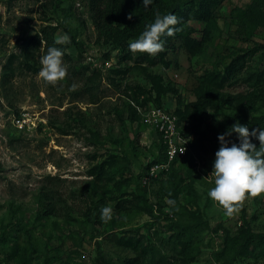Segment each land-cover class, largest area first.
Listing matches in <instances>:
<instances>
[{
	"label": "rangeland",
	"instance_id": "374dc122",
	"mask_svg": "<svg viewBox=\"0 0 264 264\" xmlns=\"http://www.w3.org/2000/svg\"><path fill=\"white\" fill-rule=\"evenodd\" d=\"M218 2L208 23L182 21L160 60L122 59L114 42L97 40L88 0H0V264H124L137 253L120 242L129 237L150 247L144 264H264V250L232 249L244 221L264 233V196L232 216L208 196L218 136L264 121V0ZM253 5L259 22L245 16ZM46 24L77 41L65 48L67 76L54 86L38 76L44 50L35 71L17 65L22 43ZM230 67L235 74L222 78ZM201 92L210 102L192 114L187 105ZM151 107L185 126L188 149L145 184L159 155L144 119ZM226 139L240 145L234 132ZM171 224L185 228L189 245L171 241L179 230Z\"/></svg>",
	"mask_w": 264,
	"mask_h": 264
},
{
	"label": "trees",
	"instance_id": "16d2710c",
	"mask_svg": "<svg viewBox=\"0 0 264 264\" xmlns=\"http://www.w3.org/2000/svg\"><path fill=\"white\" fill-rule=\"evenodd\" d=\"M218 1L219 0H192L185 1L184 3H186V6L182 3L170 7L167 0H153V3L145 8L143 0H88V6L91 13L92 23L94 24L97 32V40L102 39L103 41L114 42L115 47H119L120 50L124 52V54H121L120 58L130 59L132 58V55L131 51H129V44L139 38V36L146 29V25L154 22L157 14L160 16L174 14L179 20V23L175 26L177 29H179V24L182 21L184 22V20L189 17L191 19L201 20L208 23L212 18V9L215 5L219 4ZM250 11L251 13L246 14L245 16L252 20V22H257L258 14L255 12H257L258 9H256L255 5H253L251 6ZM129 14L132 15V19L127 18ZM177 35L178 31H176L174 36H167L166 34L162 36L161 39L164 42V51L155 56L160 60L164 59L166 49L173 46V39L177 38ZM55 38V27L53 25L46 24L40 27L37 32L30 35L24 43H22V59H19L17 65L21 67L25 66L27 69L35 71L36 67L33 65V61L36 58V53L40 49L47 52L49 47H57L64 53V56H66L64 50L68 44L57 45L54 43ZM71 43L77 44V41H74L73 39ZM148 55L147 53H143L139 55L138 58L144 59L147 58ZM8 62L12 63V59L9 58ZM3 66L6 70L5 73H8L11 67L7 64H4ZM235 72V67H230L229 71L227 70V73L223 75L222 78L227 76L230 77L231 74L233 73L234 75ZM98 73L97 69H92L91 71V75L94 76H97ZM197 96L198 98L195 103H192L190 107L187 105L188 107L186 108L187 111H192V114L201 111V107H204V104L206 103L204 99L208 98V102H210L208 95H204L202 92L198 93ZM178 114L180 115L183 113L182 111H178ZM240 124H246L244 126H247L250 132L253 129L264 130V121H262L259 117H253L250 121H248V123L241 121ZM179 128L183 133L185 126L181 127L179 125ZM157 134L159 137V155L156 156L157 159L155 161H160L164 158V144L162 143L158 132ZM250 139L251 142L259 148V140L256 137H251ZM177 159L178 157L175 156L171 165H173ZM243 225L242 229H239V234L236 236L240 238V243L238 244L239 247L233 246L232 249H235L236 253L240 256L254 255L257 248L264 250V233H254L250 230L246 221L243 222ZM168 228L172 230L177 228V226L175 224H171ZM177 229L179 230H176L175 233L173 232L174 235L171 241L181 245V247L189 245L191 237L190 235L184 234L185 228ZM236 237H229V240H236ZM120 242L137 251L135 256L126 258L124 264H144L143 256L150 253V247H148V245L143 244L139 238L132 237L126 238Z\"/></svg>",
	"mask_w": 264,
	"mask_h": 264
},
{
	"label": "clouds",
	"instance_id": "9594fccd",
	"mask_svg": "<svg viewBox=\"0 0 264 264\" xmlns=\"http://www.w3.org/2000/svg\"><path fill=\"white\" fill-rule=\"evenodd\" d=\"M153 0H143V5L147 8ZM128 19H132L129 14ZM179 23L174 14L164 16L156 15L154 22L146 25V29L138 39L129 44V51L135 53H147L155 56L164 51V42L161 37L174 36L175 28ZM57 45L71 43V38L67 34L59 35L54 41ZM64 53L57 47H49L47 54L41 57L42 65L38 72L39 78L46 84L56 85L67 76V69L63 63ZM238 134L240 145L235 143L229 147L232 133ZM251 137L259 140V148L251 142ZM220 148L215 153V162L211 176L214 177V187L208 196L218 204L228 216H232L242 207L244 201L251 198L264 196V130L253 129L249 131L247 126L236 123L232 127L218 136ZM185 150V149H184ZM182 151L181 153H183ZM167 165H154L150 169V174L155 175L157 169ZM166 203L174 206V200H167ZM112 208L105 206L101 209V220L104 222L112 218Z\"/></svg>",
	"mask_w": 264,
	"mask_h": 264
},
{
	"label": "built area",
	"instance_id": "2783aa9c",
	"mask_svg": "<svg viewBox=\"0 0 264 264\" xmlns=\"http://www.w3.org/2000/svg\"><path fill=\"white\" fill-rule=\"evenodd\" d=\"M174 75L176 76V73ZM144 119L159 133L162 143L164 144V158L160 161L151 163L145 169V173L141 177L142 182L146 184L149 183L152 177L166 172L175 156L184 155L188 149V142L184 139L183 133L180 131L177 123V118L173 113L161 109L160 107H151L144 115ZM182 151L184 152L181 153ZM154 165L167 166L157 169L155 175L152 176L150 174V169Z\"/></svg>",
	"mask_w": 264,
	"mask_h": 264
}]
</instances>
